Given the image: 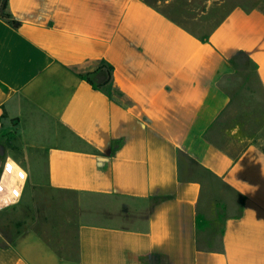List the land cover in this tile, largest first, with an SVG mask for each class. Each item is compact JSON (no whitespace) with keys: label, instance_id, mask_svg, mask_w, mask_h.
Masks as SVG:
<instances>
[{"label":"crops","instance_id":"0c3cea01","mask_svg":"<svg viewBox=\"0 0 264 264\" xmlns=\"http://www.w3.org/2000/svg\"><path fill=\"white\" fill-rule=\"evenodd\" d=\"M7 12L20 26L0 18V182L19 200L0 213V264H264V148L208 135L240 58L264 92L262 5L8 0ZM8 156L26 182L2 173ZM25 211L29 225L7 231Z\"/></svg>","mask_w":264,"mask_h":264},{"label":"rangeland","instance_id":"374dc122","mask_svg":"<svg viewBox=\"0 0 264 264\" xmlns=\"http://www.w3.org/2000/svg\"><path fill=\"white\" fill-rule=\"evenodd\" d=\"M1 1V0H0ZM242 2L243 0H238ZM256 3L264 7V0H254ZM214 9H217L214 6ZM221 11H214L213 16H221ZM240 68L228 76H225L220 81L219 87L226 92L230 98V104L226 107L220 117L211 125L208 135L218 144L228 147L232 152H240L244 147L250 144H256L264 148V92L257 83V78L254 68L249 62L243 58L239 61ZM10 137L2 129L0 130V147L3 149L9 144ZM40 196H61L59 192L38 193ZM65 197L70 199L78 198V195L71 193H64ZM37 204L36 210L43 214L45 205ZM15 206L0 205V213L3 209L12 208ZM13 209V208H12ZM11 209H7L10 211ZM41 213L39 215L42 217ZM10 214L5 220L8 222L7 231H11L13 227L17 231L23 230L29 225L26 218L29 217V211H25L19 215L23 219H17ZM35 209L32 207V224L36 225L39 219L34 220Z\"/></svg>","mask_w":264,"mask_h":264},{"label":"built area","instance_id":"2783aa9c","mask_svg":"<svg viewBox=\"0 0 264 264\" xmlns=\"http://www.w3.org/2000/svg\"><path fill=\"white\" fill-rule=\"evenodd\" d=\"M2 128H3L2 120L0 119V130ZM2 173L3 174H8L10 176H15L18 180H21L20 177H19V170L14 168V167L11 168L10 170L6 169V163L4 165ZM17 193H18L17 190H8L7 185H5L2 182H0V205L4 206V202L5 201H11V200L15 199V195L14 194H17ZM12 204L13 203H9L8 206L12 205Z\"/></svg>","mask_w":264,"mask_h":264},{"label":"trees","instance_id":"16d2710c","mask_svg":"<svg viewBox=\"0 0 264 264\" xmlns=\"http://www.w3.org/2000/svg\"><path fill=\"white\" fill-rule=\"evenodd\" d=\"M8 7V0H1L0 1V18L5 19L12 27H19L20 23L14 19H12L11 15L7 12ZM112 67H109L108 71L110 72ZM89 83L92 81L89 79V75L84 76Z\"/></svg>","mask_w":264,"mask_h":264},{"label":"clouds","instance_id":"9594fccd","mask_svg":"<svg viewBox=\"0 0 264 264\" xmlns=\"http://www.w3.org/2000/svg\"><path fill=\"white\" fill-rule=\"evenodd\" d=\"M17 168L19 170V177L21 179V181L26 182L27 178H28V173L26 171H24L23 169L19 168V165L16 164V162L12 159L11 156H8L7 161H6V169H11V168ZM15 195V199L11 200V201H5L4 202V206H8L9 203H16L19 200V194H14Z\"/></svg>","mask_w":264,"mask_h":264},{"label":"water","instance_id":"95a60500","mask_svg":"<svg viewBox=\"0 0 264 264\" xmlns=\"http://www.w3.org/2000/svg\"><path fill=\"white\" fill-rule=\"evenodd\" d=\"M0 155H3V150L1 147H0Z\"/></svg>","mask_w":264,"mask_h":264},{"label":"snow or ice","instance_id":"6c2138e0","mask_svg":"<svg viewBox=\"0 0 264 264\" xmlns=\"http://www.w3.org/2000/svg\"><path fill=\"white\" fill-rule=\"evenodd\" d=\"M10 170V169H9Z\"/></svg>","mask_w":264,"mask_h":264}]
</instances>
